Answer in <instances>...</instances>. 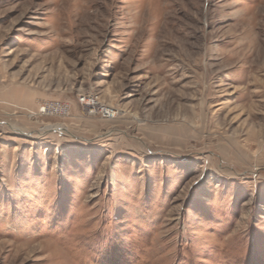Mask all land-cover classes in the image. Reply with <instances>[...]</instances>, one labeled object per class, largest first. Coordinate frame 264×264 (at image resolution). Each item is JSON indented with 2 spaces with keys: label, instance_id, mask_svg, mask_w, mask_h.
I'll return each mask as SVG.
<instances>
[{
  "label": "rangeland",
  "instance_id": "obj_1",
  "mask_svg": "<svg viewBox=\"0 0 264 264\" xmlns=\"http://www.w3.org/2000/svg\"><path fill=\"white\" fill-rule=\"evenodd\" d=\"M0 264H264V0H0Z\"/></svg>",
  "mask_w": 264,
  "mask_h": 264
},
{
  "label": "built area",
  "instance_id": "obj_2",
  "mask_svg": "<svg viewBox=\"0 0 264 264\" xmlns=\"http://www.w3.org/2000/svg\"><path fill=\"white\" fill-rule=\"evenodd\" d=\"M80 102L85 110L91 115H100L103 118H113L117 109L102 102L99 97L94 93H86L80 96ZM69 107L66 103L53 101L43 103L39 107V111L44 114H67Z\"/></svg>",
  "mask_w": 264,
  "mask_h": 264
}]
</instances>
